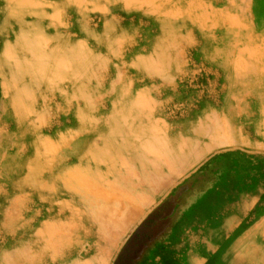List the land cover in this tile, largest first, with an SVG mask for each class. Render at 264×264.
Here are the masks:
<instances>
[{
	"label": "crops",
	"instance_id": "0c3cea01",
	"mask_svg": "<svg viewBox=\"0 0 264 264\" xmlns=\"http://www.w3.org/2000/svg\"><path fill=\"white\" fill-rule=\"evenodd\" d=\"M196 1L207 6V20L199 9L192 21L199 44L190 55L200 64L167 65L156 71L158 81H132L99 102L96 113L85 98L55 103L58 113L48 107L49 138L66 153L75 149L60 177L80 191L47 200L19 192L3 201L0 264L153 260V243L136 257L148 242L145 223L220 159L224 241L209 239L206 247L216 250L215 260H264V0ZM182 3L185 8L188 0ZM182 72L194 73L193 80H180ZM196 73H207V81H197ZM207 196L211 201L217 194L212 189ZM31 201H47L40 207L48 214L26 209ZM190 216L175 221L155 245L173 250L172 260L201 247L182 235Z\"/></svg>",
	"mask_w": 264,
	"mask_h": 264
},
{
	"label": "rangeland",
	"instance_id": "374dc122",
	"mask_svg": "<svg viewBox=\"0 0 264 264\" xmlns=\"http://www.w3.org/2000/svg\"><path fill=\"white\" fill-rule=\"evenodd\" d=\"M182 2L0 0V207L19 192L47 200L80 191L60 177L66 157L75 149L66 153L65 146L49 138V106L58 113L61 106L55 103L85 98L96 113L99 102L132 81H158L159 70L167 65L200 64L190 55L199 44L192 36V21L199 9L207 20V6L205 10L202 2L188 0L183 8ZM193 75L178 74L183 81L193 80ZM195 75L197 81L208 79L207 73ZM223 170V159L205 167L147 220L148 242L136 250V257L154 244L153 260H120V264H264V260H228L225 255L215 260L216 250L206 247L209 239L224 241L226 192L219 184ZM212 189L217 196L210 201L207 195ZM232 192L229 188L227 194ZM37 203L31 201L25 208L47 215L41 210L47 201ZM188 214L182 235L201 247L190 258L172 260L173 250H158L155 245L164 242L174 222ZM212 227L215 231L210 233Z\"/></svg>",
	"mask_w": 264,
	"mask_h": 264
}]
</instances>
